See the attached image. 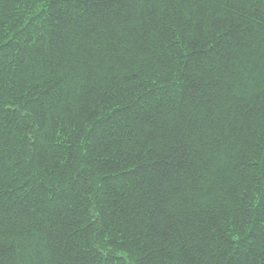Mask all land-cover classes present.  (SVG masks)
Masks as SVG:
<instances>
[{"label": "trees", "instance_id": "obj_1", "mask_svg": "<svg viewBox=\"0 0 264 264\" xmlns=\"http://www.w3.org/2000/svg\"><path fill=\"white\" fill-rule=\"evenodd\" d=\"M0 264H264V0H0Z\"/></svg>", "mask_w": 264, "mask_h": 264}]
</instances>
